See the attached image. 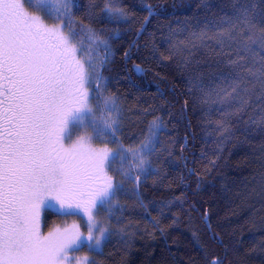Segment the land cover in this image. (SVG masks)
<instances>
[{
	"label": "trees",
	"instance_id": "16d2710c",
	"mask_svg": "<svg viewBox=\"0 0 264 264\" xmlns=\"http://www.w3.org/2000/svg\"><path fill=\"white\" fill-rule=\"evenodd\" d=\"M123 3L129 13L126 23H115L99 10L95 21L85 20L84 13L74 9L70 26L85 34L80 39L89 51L83 58L93 60L97 70L105 53L89 42L84 25L108 39L109 59L101 74L108 81L104 94L117 97L122 110L124 146L137 147L149 124H159L155 150L145 156L155 171L146 179L141 176L139 199L134 186L124 181L127 194L117 195L119 208L112 207L111 219L107 210L97 216L112 235L102 250H85L88 261L264 264V96L259 84L221 75L231 67L229 57L236 58L232 26L243 31L237 9L249 10L256 39L264 36V0ZM242 39L249 43L247 37ZM260 60L258 55L257 63ZM221 89L231 95H217ZM229 113L231 135L222 134L216 125ZM72 131L74 141L93 135L91 127L79 125ZM92 144L104 147L97 139ZM128 163L135 162H126L125 169ZM120 167L117 161L109 172L114 182L123 180L115 171ZM54 217L60 222L58 214L43 212L44 232L51 230Z\"/></svg>",
	"mask_w": 264,
	"mask_h": 264
},
{
	"label": "snow or ice",
	"instance_id": "6c2138e0",
	"mask_svg": "<svg viewBox=\"0 0 264 264\" xmlns=\"http://www.w3.org/2000/svg\"><path fill=\"white\" fill-rule=\"evenodd\" d=\"M74 9L85 20L95 21L99 10L115 23L129 21L123 0H0V264H81L75 252L102 250L111 238L112 231L97 216L107 210L111 219L112 207L119 208L117 195L127 194L124 181L134 186L139 199L141 176L146 179L155 171L145 156L155 150L160 126L153 120L137 147L124 146L122 110L117 97L104 94L108 81L101 74L109 59L108 39L84 25L89 42L105 53L97 70L93 60L83 58L89 51L80 39L85 34L70 26ZM146 11L153 14L150 5ZM237 13L243 31L232 26L236 58L229 57L231 67L221 75L259 84L264 96V36L253 39L256 23L247 8ZM236 91L232 87L231 93ZM231 93L221 89L217 95ZM231 115L217 123L218 132L231 135L226 126ZM73 121L91 127L93 135L71 142ZM93 139L104 147H94ZM129 160L135 163L125 169ZM117 161L121 167L115 171L123 180L114 182L109 172ZM133 169L139 174L133 175ZM44 211L86 217L87 234L77 224L42 233Z\"/></svg>",
	"mask_w": 264,
	"mask_h": 264
},
{
	"label": "rangeland",
	"instance_id": "374dc122",
	"mask_svg": "<svg viewBox=\"0 0 264 264\" xmlns=\"http://www.w3.org/2000/svg\"><path fill=\"white\" fill-rule=\"evenodd\" d=\"M46 23H48L49 25H52L54 22L49 21L46 18ZM79 125L80 124L77 121H73L72 125L70 126V128H71V131H70L71 142H74V139H75V137L72 133L73 132L72 129H73V127H75V126L77 127ZM68 142H70V141H66V143H68ZM42 215H43V212L41 213V231H42V233L46 234V231L44 232L42 229ZM58 215H59L60 222H58V223L56 222L58 220V218H56V217L52 218L53 224L51 225L50 231L54 230L55 228L63 229L65 227H71L73 224H77L80 226L81 232H83L85 235L87 234L86 229L84 227V221L87 219L86 217L81 218V216H79V215H73V216H64L62 214H58ZM97 220H98V218H97ZM86 249H89V248L84 247L80 251L74 253L75 256H78L81 258V264H87V261L83 260L84 257H87V254L85 251Z\"/></svg>",
	"mask_w": 264,
	"mask_h": 264
},
{
	"label": "water",
	"instance_id": "95a60500",
	"mask_svg": "<svg viewBox=\"0 0 264 264\" xmlns=\"http://www.w3.org/2000/svg\"><path fill=\"white\" fill-rule=\"evenodd\" d=\"M143 27H144V26H143ZM143 27H142V29H143ZM142 29L140 30V32L142 31ZM140 32H139V33H140Z\"/></svg>",
	"mask_w": 264,
	"mask_h": 264
}]
</instances>
